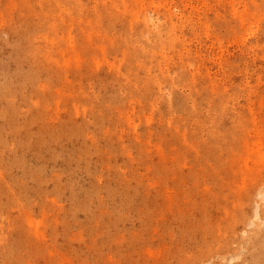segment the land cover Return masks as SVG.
Here are the masks:
<instances>
[{"label":"rangeland","instance_id":"obj_1","mask_svg":"<svg viewBox=\"0 0 264 264\" xmlns=\"http://www.w3.org/2000/svg\"><path fill=\"white\" fill-rule=\"evenodd\" d=\"M261 193L264 0H0V264H264Z\"/></svg>","mask_w":264,"mask_h":264},{"label":"bare ground","instance_id":"obj_2","mask_svg":"<svg viewBox=\"0 0 264 264\" xmlns=\"http://www.w3.org/2000/svg\"><path fill=\"white\" fill-rule=\"evenodd\" d=\"M25 163H26V162H25L24 160H21V161H19V162L17 163V165H19V166H21V165L26 166ZM258 198H259V201H258V202L261 203L262 201H264V194H263V193L259 194ZM238 224H239V222H237L236 224L232 225V226L230 227V230H231V231H234V229L238 226ZM226 249L229 250V249H230L229 246H227Z\"/></svg>","mask_w":264,"mask_h":264}]
</instances>
